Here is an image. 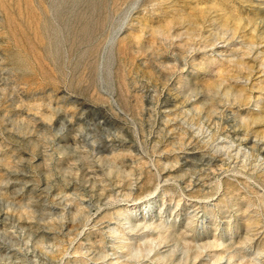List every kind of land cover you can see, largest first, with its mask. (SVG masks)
<instances>
[{
  "label": "rangeland",
  "instance_id": "rangeland-1",
  "mask_svg": "<svg viewBox=\"0 0 264 264\" xmlns=\"http://www.w3.org/2000/svg\"><path fill=\"white\" fill-rule=\"evenodd\" d=\"M0 264H264V0H0Z\"/></svg>",
  "mask_w": 264,
  "mask_h": 264
}]
</instances>
